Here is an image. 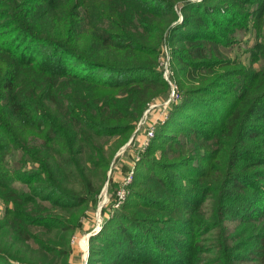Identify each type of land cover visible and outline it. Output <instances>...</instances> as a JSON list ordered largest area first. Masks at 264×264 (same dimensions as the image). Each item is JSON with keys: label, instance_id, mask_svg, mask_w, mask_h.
<instances>
[{"label": "trees", "instance_id": "obj_1", "mask_svg": "<svg viewBox=\"0 0 264 264\" xmlns=\"http://www.w3.org/2000/svg\"><path fill=\"white\" fill-rule=\"evenodd\" d=\"M248 23L264 28V0H0V264H69L82 205H95L113 154L144 110L167 97L160 54L172 37L183 39L184 83L174 78L179 99L154 138L189 125L171 168L210 167L200 185L156 177L160 210L124 216L107 260L264 264V40L248 66L221 51L230 25ZM200 110L208 118L196 128ZM205 186L218 194L206 219ZM232 221L242 232L227 227ZM189 223L212 232L208 247L184 241Z\"/></svg>", "mask_w": 264, "mask_h": 264}, {"label": "rangeland", "instance_id": "obj_2", "mask_svg": "<svg viewBox=\"0 0 264 264\" xmlns=\"http://www.w3.org/2000/svg\"><path fill=\"white\" fill-rule=\"evenodd\" d=\"M177 15L181 20L179 10H177ZM230 26L233 32L224 33L231 41L221 47V51L231 61L248 66L249 50L256 41L264 40V28L259 33L252 23H248L245 28ZM182 43L183 39L172 37L162 47L160 54L162 75L160 78L168 83L167 97L166 99L157 98L144 110L133 132L115 151L109 162L106 179L97 195L95 205L89 203L82 205L85 216L80 217V226L70 232V252L67 258L69 264H113L108 262L107 254L112 250L113 245L123 237L118 231V226L125 221L124 216L135 217V214L148 208L160 210V204H156V202L164 203V198L161 196L163 188L155 186L158 185L156 177H163V179L174 177L173 180L178 186L184 184L194 186V183L200 185L204 181L202 174L209 169L211 162L191 160L188 162L189 164L182 163L177 168L175 166L171 168L173 164L178 163L177 158L171 156V152L176 149L177 145L189 141L188 136H191L189 125H181V130L176 128L173 132L166 130L158 138H154L158 122L164 120L168 108L179 99V87L175 79H180L184 83L182 72L178 67L179 57L184 55ZM251 65L253 68H258L259 62L251 63ZM174 67L178 68L179 74L178 72L176 74ZM192 117L195 120L196 128H200L199 121L208 118L204 110L193 113ZM149 130L152 131V135H148ZM120 139L122 140V138ZM150 159L157 164L148 163ZM135 161H137L136 164ZM146 165L150 168H146ZM191 179H195L194 182H191ZM18 185L25 187L22 183H18ZM147 187L153 189L154 194L148 193ZM139 192L142 193L140 198L136 197ZM216 195H218L217 192L209 190L207 186L202 188L198 205L202 206L200 213L203 214L204 219L216 213L215 208L218 203ZM178 196L176 199L179 198ZM191 207L194 206L185 205L182 209L187 211ZM4 209L0 203V217L4 213ZM157 214L163 215L165 212H157ZM207 223H212L211 218ZM227 227L236 230L235 232H242V228L235 221L228 223ZM182 229L186 243L196 240L205 247L209 246L211 231L204 232L202 230L201 233L204 234H201L191 223L184 225ZM92 231L93 233L90 234V236L93 235L92 238L89 236L86 239V235ZM244 234L241 235L244 236Z\"/></svg>", "mask_w": 264, "mask_h": 264}, {"label": "water", "instance_id": "obj_3", "mask_svg": "<svg viewBox=\"0 0 264 264\" xmlns=\"http://www.w3.org/2000/svg\"><path fill=\"white\" fill-rule=\"evenodd\" d=\"M93 233V231L92 232H90V233H88L87 235H86V239H88L89 238V236H90V234H92ZM86 246H87V244H86Z\"/></svg>", "mask_w": 264, "mask_h": 264}, {"label": "built area", "instance_id": "obj_4", "mask_svg": "<svg viewBox=\"0 0 264 264\" xmlns=\"http://www.w3.org/2000/svg\"><path fill=\"white\" fill-rule=\"evenodd\" d=\"M148 135H152V131L151 130L148 131Z\"/></svg>", "mask_w": 264, "mask_h": 264}]
</instances>
